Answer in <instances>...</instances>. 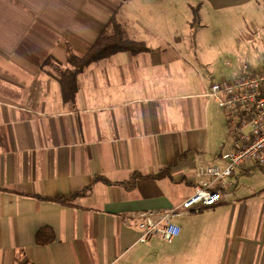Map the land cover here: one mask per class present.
Instances as JSON below:
<instances>
[{
  "label": "crops",
  "instance_id": "0c3cea01",
  "mask_svg": "<svg viewBox=\"0 0 264 264\" xmlns=\"http://www.w3.org/2000/svg\"><path fill=\"white\" fill-rule=\"evenodd\" d=\"M145 3L0 0V264H264V167L239 168L216 206L182 209L197 169L220 161L227 118L205 95L214 81L198 45L169 42ZM252 5L264 0L188 3L200 13ZM124 8L135 14L129 34L149 51L94 62L66 101L71 56H85L114 19L122 27ZM176 208L173 242L139 241L137 214ZM45 227L54 242L40 246Z\"/></svg>",
  "mask_w": 264,
  "mask_h": 264
},
{
  "label": "built area",
  "instance_id": "2783aa9c",
  "mask_svg": "<svg viewBox=\"0 0 264 264\" xmlns=\"http://www.w3.org/2000/svg\"><path fill=\"white\" fill-rule=\"evenodd\" d=\"M205 95L225 112L230 143L217 164L197 169L195 192L182 204L186 212L222 202L225 195L234 192L239 168L264 167V71L212 82ZM177 216L180 208L137 214L139 241L147 243L159 237L173 242L181 234L180 226L173 221Z\"/></svg>",
  "mask_w": 264,
  "mask_h": 264
},
{
  "label": "rangeland",
  "instance_id": "374dc122",
  "mask_svg": "<svg viewBox=\"0 0 264 264\" xmlns=\"http://www.w3.org/2000/svg\"><path fill=\"white\" fill-rule=\"evenodd\" d=\"M189 1L146 0V8L155 12L147 17L157 20L163 29L168 28L169 42L174 43V37L179 36L186 45L197 44L201 62L211 64L203 69L214 82L230 80L245 72L264 71V6L216 12L206 7L201 13L197 11L199 17L195 20L197 9L188 6ZM121 12L125 22L121 28L127 40L138 42L128 32V22H132L135 14L128 8ZM110 28L113 31V26ZM229 143L230 135L225 149Z\"/></svg>",
  "mask_w": 264,
  "mask_h": 264
},
{
  "label": "trees",
  "instance_id": "16d2710c",
  "mask_svg": "<svg viewBox=\"0 0 264 264\" xmlns=\"http://www.w3.org/2000/svg\"><path fill=\"white\" fill-rule=\"evenodd\" d=\"M197 9V8H196ZM200 8L195 10V20H198V12ZM198 11V12H197ZM197 22L195 21L193 25ZM110 27L113 26L112 33H109L108 30L104 31L96 40L94 45L88 51V53L83 56L82 58H78L76 56H71L70 62L73 70H68L65 72L61 79V85L63 90L64 99L70 100L73 98L77 91V76L78 74L83 71L85 68L93 64L94 62H98L100 60H104L110 58L111 56L120 53V52H131L134 54L149 51L148 48L143 43L138 42H129L127 40L125 32L122 28L115 23V19L109 25ZM173 166H169L163 172H159L154 176H150L155 179L163 178L165 176H169V171L172 169ZM143 176L136 174L132 177L131 181L127 184L128 187L133 188L136 184L137 180L142 178ZM149 178V177H148ZM98 180H104L99 179ZM107 182V181H106ZM88 191L79 192L73 194L71 196L62 197L56 199L54 202L60 204H68L70 201L75 199L76 197L83 196ZM54 231L52 228L45 227L40 229L36 234V243L40 246H48L54 242Z\"/></svg>",
  "mask_w": 264,
  "mask_h": 264
}]
</instances>
